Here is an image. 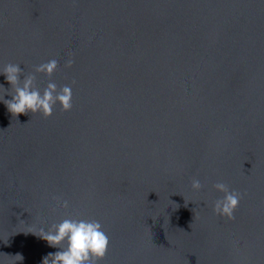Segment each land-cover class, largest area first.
<instances>
[{
	"label": "water",
	"instance_id": "water-1",
	"mask_svg": "<svg viewBox=\"0 0 264 264\" xmlns=\"http://www.w3.org/2000/svg\"><path fill=\"white\" fill-rule=\"evenodd\" d=\"M8 63L75 84L47 118L0 100V264H43L68 217L101 223L97 264H264V0H0Z\"/></svg>",
	"mask_w": 264,
	"mask_h": 264
},
{
	"label": "clouds",
	"instance_id": "clouds-1",
	"mask_svg": "<svg viewBox=\"0 0 264 264\" xmlns=\"http://www.w3.org/2000/svg\"><path fill=\"white\" fill-rule=\"evenodd\" d=\"M68 55L71 56V53ZM73 62V59L69 58L64 66L70 68ZM57 68L58 61L53 58L35 66L33 72L51 78ZM0 74H3L11 85L8 94L12 97L10 100H4L3 96H0V100L13 116L39 112L47 118L53 113L56 105H59L61 111H70L73 108L72 84H75V81L59 88L56 83L48 82L41 90L37 87L36 75L33 73L25 75L20 65L14 63L6 64L0 70ZM5 91L3 85H0V92ZM191 187L199 191L203 185L199 179L193 178ZM212 187L223 194L214 201L213 213L234 220V212L243 194L230 189L224 182H216ZM53 200L59 203L61 208L69 207L67 200L62 203L57 197H53ZM39 236L50 246L61 249L49 253L43 259V264H97V261L105 256L109 245L108 235L101 223L94 219L64 218L59 223H53L47 230L41 228Z\"/></svg>",
	"mask_w": 264,
	"mask_h": 264
}]
</instances>
